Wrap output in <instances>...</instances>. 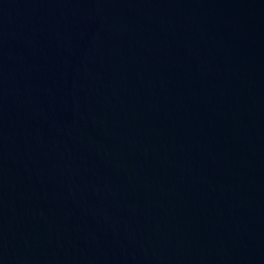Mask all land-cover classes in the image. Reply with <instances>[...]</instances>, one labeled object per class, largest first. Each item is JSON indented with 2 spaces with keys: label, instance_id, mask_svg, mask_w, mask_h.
Instances as JSON below:
<instances>
[{
  "label": "water",
  "instance_id": "water-1",
  "mask_svg": "<svg viewBox=\"0 0 264 264\" xmlns=\"http://www.w3.org/2000/svg\"><path fill=\"white\" fill-rule=\"evenodd\" d=\"M0 264H264V0H0Z\"/></svg>",
  "mask_w": 264,
  "mask_h": 264
}]
</instances>
